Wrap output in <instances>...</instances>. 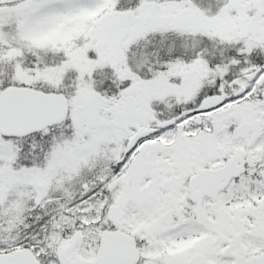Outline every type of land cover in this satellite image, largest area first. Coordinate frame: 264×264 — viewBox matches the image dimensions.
<instances>
[{
	"label": "snow or ice",
	"instance_id": "snow-or-ice-1",
	"mask_svg": "<svg viewBox=\"0 0 264 264\" xmlns=\"http://www.w3.org/2000/svg\"><path fill=\"white\" fill-rule=\"evenodd\" d=\"M0 264H264V0H0Z\"/></svg>",
	"mask_w": 264,
	"mask_h": 264
}]
</instances>
